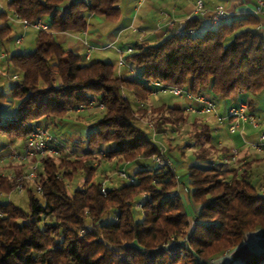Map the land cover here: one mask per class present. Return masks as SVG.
Segmentation results:
<instances>
[{
  "label": "trees",
  "instance_id": "16d2710c",
  "mask_svg": "<svg viewBox=\"0 0 264 264\" xmlns=\"http://www.w3.org/2000/svg\"><path fill=\"white\" fill-rule=\"evenodd\" d=\"M117 1L6 0L8 11L29 21L41 18L47 30L37 31L31 51L6 58L18 79L9 87L14 113L0 116L5 144L19 143L24 149L33 126L58 128L89 100L104 107L79 124L84 130L80 138L69 136L71 147L61 126L54 134L49 131V148L58 155L47 152L0 165V195L8 196L21 184L19 193L27 200V210L9 199L0 201V264H235V259L237 264H264V151L227 164L231 148L212 142L203 118L189 121V112L167 103L144 104L151 95L150 81L157 80L195 95H237L252 106L264 93V35L257 17L225 16L203 31L204 18H189L179 32L134 43L124 60L135 74L124 76L112 62L86 60L54 36L85 31L88 15L115 22ZM0 16L4 43L11 38L10 28L6 13L0 10ZM4 100L0 92V110ZM144 121L152 129L185 124L195 158L208 162L188 166L192 189L187 202L175 194L180 183L174 167L154 162L132 167L141 158L153 161L162 151L144 130ZM215 156L222 159L219 166L213 164ZM33 163L36 176L23 177ZM5 166L10 174L1 172ZM108 167L119 179L112 187L96 179ZM124 167L127 179L119 175ZM186 205H192L191 213ZM258 237L263 244L250 258L222 255Z\"/></svg>",
  "mask_w": 264,
  "mask_h": 264
},
{
  "label": "crops",
  "instance_id": "0c3cea01",
  "mask_svg": "<svg viewBox=\"0 0 264 264\" xmlns=\"http://www.w3.org/2000/svg\"><path fill=\"white\" fill-rule=\"evenodd\" d=\"M197 1L199 0H118L119 17L115 22H107L101 17L88 15L86 17L87 29L85 31L54 32V36L63 47L72 49L84 56L88 45L92 46L88 60L93 58V60L109 61L108 58L114 56L117 73L119 75L130 76L132 72L129 64L125 66L118 65V60L120 58L124 59L127 55L125 51L128 47H132L136 42L159 41L172 32L181 29L184 22L192 17L204 18L202 25L203 31L213 26V23L208 17L212 15L213 10L218 5H224L227 12L226 17L230 18L242 17L249 13L254 14V9L259 7V11L254 15L259 21L257 28L264 35V0H200L203 5V14H200L196 10ZM67 3L68 1L61 5L65 6ZM5 7L2 0H0V10L2 11ZM3 21L0 16V24H3ZM43 21L46 23L45 20ZM6 23L9 25L11 38L4 41V43H0V72H3L5 69L7 70L9 66L6 61L7 56L13 53H26L33 49L31 42H25V39L29 37L30 33L19 22H12L9 16H6ZM18 37H21L20 43L16 42ZM131 69L135 72L132 67ZM15 74L17 75V72L13 73L12 76ZM4 95L5 100L10 98L9 92L4 93ZM261 95L264 96V93ZM154 96H149V99L146 101L147 107H157L165 103L163 100H158V102L152 100L151 98ZM263 96L257 98L258 101L254 100L252 106L249 107V113L260 120L258 126L253 127L248 122H242L235 133L229 132L230 119L223 117L227 114L230 107L235 106L237 102L241 101L237 95H230L228 97H215L211 95L215 104V112L212 114H196L187 111L188 101L184 98H178L171 105L181 107L183 110L189 112V118L191 115L203 118L210 128L211 139L216 146H224L227 149L235 147L237 149L236 158L238 164L245 161L250 155L261 153L250 150L246 146V142H256L259 134L264 132ZM259 100L263 103L260 104L261 101ZM7 116L10 115H6L5 117ZM218 116L222 117L223 120H217L216 118ZM63 122L70 123V126L74 123L72 118H68ZM57 127L59 128V126ZM61 127L64 128L65 126ZM58 128H55V130ZM80 130H83V128H80ZM71 131L72 129L69 130L70 135L72 134ZM2 144L4 142H2V137H0V147ZM220 161L223 163L221 158ZM142 163H144V160L141 158L132 167L140 166ZM175 192L185 202L188 201V194L182 185H179ZM262 244L263 239L261 237L246 239L242 245L230 251L224 257L250 258L255 252L261 249ZM233 263L237 264L238 259H235Z\"/></svg>",
  "mask_w": 264,
  "mask_h": 264
},
{
  "label": "rangeland",
  "instance_id": "374dc122",
  "mask_svg": "<svg viewBox=\"0 0 264 264\" xmlns=\"http://www.w3.org/2000/svg\"><path fill=\"white\" fill-rule=\"evenodd\" d=\"M2 2L5 5L6 0H2ZM3 11L6 13L7 16H9V18L11 17L12 13H10L6 7L3 9ZM26 30L28 31V33H30V35L27 39H25V42L26 43H27V41L31 42L33 44V47H34L37 30H34L32 28H27ZM11 50H10V52H12ZM111 57L108 58V60L110 62H112L116 67V62L114 59L115 57L114 56H111ZM91 60H93V58H91ZM15 72L16 71H15L13 65H11V64L8 66L7 70L5 69L3 72L2 71L0 72V92L1 93L6 94V92H9L10 85L16 80V79L15 80L11 79L12 74ZM152 96H154V95H152ZM261 96H263V95H261ZM128 98L131 102L134 101L132 95H128ZM178 98L179 97H175V96L166 92V93H158L157 95H155L151 99L156 100L157 102H158V100H163L167 104H172ZM256 100H257V98H256ZM259 101H261V100H259ZM261 103H263V102L261 101L260 104ZM15 104H16V100L12 97H10L8 100H4L2 107H1V110H0L1 111L0 116L1 117L6 116V115L11 116L14 113ZM144 104L146 105V103H144ZM99 112H100V110L99 109L96 110V108H93V109H90L87 111L77 112L76 113L77 115L74 112L68 116V118H72V120L74 122V123H72V126L69 125L70 123H63V124L61 123L60 125L65 126V127L64 128L61 127L59 130L62 133H64L65 135H68V137L71 136V137H75V138H80V136H82V134H84V130H80L79 124L86 123V122L90 121L94 116L99 115ZM86 115L88 117H87V119L84 120L83 117L86 118ZM192 117H194V116L191 115V117L189 118V121L192 120ZM81 119L83 120V122H81L82 121ZM145 121L148 124L152 122L151 120H146V119H145ZM145 121L142 124L145 127L144 130H146L147 133L151 134L153 140L158 144L160 149L162 151H164V154L170 160L173 161L174 173L176 174V177L179 180L180 185H182L186 189V192L189 196L191 194L192 188H191V185L189 183L188 174H187L188 166H190V165L207 166L208 162L195 158L194 153H193L194 146H193V142L189 138L190 136L187 134V126L185 124H183L182 127H177L178 128L177 129V128H171L170 125H167L166 127L159 126L155 129H152V128L147 127ZM70 129H72L71 135L69 132ZM74 130H76L81 135H79V136L76 135L74 133ZM48 131H50L53 134L57 132L55 129H52V128H48ZM68 139L69 140L66 143V141H65L66 137H65V140H63V143L65 142L68 147H71L72 146V141H71L72 139L70 137ZM2 142H4V144H2V146L0 147V157L2 156L4 158V161L2 164L5 163V165H6V163H9L10 161L12 164H15L17 161L10 158L11 154H12V152L22 154V152L24 151L23 146H21L19 143H17V144L15 143L13 145L5 144L7 142L5 139L3 140V138H2ZM246 146L248 147L247 144H246ZM68 147H66L65 149L69 150ZM143 160H144V163H142L140 165H145L148 167L154 166V163H153L151 158H146ZM137 162H139V160ZM213 164H214V166H219V164H221L219 156L214 157ZM7 166H8V164H7ZM7 166H5V169H4V167H1V172H4L6 174L7 173L10 174L11 170H9L10 168L9 167L7 168ZM6 168L9 171H6ZM123 169H124V171L126 170L125 167ZM128 171H129V169H128ZM99 174H100V171H98L96 179L99 181H103V183H104L103 185L105 187H112V186L119 183V179L116 177L115 170L113 169V167H108L107 169H105L104 172L102 173V175L100 174L101 176H99ZM70 187L71 186H69V188ZM7 199L13 201L17 205H19L22 209L27 210V200H26L25 193H23V192L19 193L17 191H14V192H11L8 196L7 195L6 196L0 195V201H5ZM186 209L189 213H191L192 205L191 206L186 205ZM226 254L227 253H224L222 255L226 256Z\"/></svg>",
  "mask_w": 264,
  "mask_h": 264
},
{
  "label": "built area",
  "instance_id": "2783aa9c",
  "mask_svg": "<svg viewBox=\"0 0 264 264\" xmlns=\"http://www.w3.org/2000/svg\"><path fill=\"white\" fill-rule=\"evenodd\" d=\"M196 10L203 14V5L202 2L199 0L196 2ZM3 11V9H2ZM259 11V7H256L253 11L254 14H256ZM11 13V11L9 10ZM226 9L224 5H218L211 15V22L213 24L219 23L225 16H226ZM10 21H17L19 24L23 26V28H32L34 30H47V24L43 21L41 18H37L34 21H29L24 18L19 17L18 15H15L12 13L10 17ZM180 29L176 30V32H179ZM17 43L21 42V37H18L16 39ZM90 45H88V49L85 52V58L86 60L89 59ZM133 52V47H128L125 51L126 54H130ZM127 63L123 58H120L118 60L119 66H125ZM130 70L132 74H135L134 71H132L131 67ZM17 75L15 74L12 76V79H16ZM138 79L145 80L144 77L138 76ZM149 86L151 88L150 94L151 95H157L158 93H169L175 97L184 98L188 101V105L186 107V110L189 112H193L196 114H212L215 112V104L214 99L211 96H206L205 94H193L190 90L181 88L178 86L168 85L161 83L157 80L150 81ZM139 102V101H137ZM140 105H142L141 102H139ZM104 105L100 102H96L94 100H89L85 103L79 104L75 112H81L85 110H90L93 108H99L103 109ZM223 118L230 119V125H229V132L235 133L240 124L242 122H248L253 127H257L260 123L259 118L255 117L254 115L249 113V107L245 102H237L235 106H232L228 109L227 114ZM222 117H217L216 119L221 121L223 120ZM53 139L52 134L46 129L43 128L40 125H35L32 127L29 136L26 140L23 154L12 152L11 157L13 160H16L17 162L26 161L27 159L33 157V156H41L43 154H46L47 152H51L54 155H58V150L56 148H49V143ZM248 145V148L255 152H262L264 150V132L259 134L258 140L256 142H246ZM231 157L230 160H224L227 164L230 162L235 161L236 155H237V149L235 147L230 149ZM4 158L0 157V165L3 163ZM153 162L161 168H170L173 169V162L168 157L164 156L163 151H160L158 154L153 155ZM119 175L122 178L127 179L126 172L124 170L119 172ZM36 176V163H33L30 165V170L25 174L27 179H32ZM22 176L19 178L21 179ZM21 184H18L17 191H21ZM35 190L37 193L41 191L39 186L35 187ZM102 192L105 193V190L102 189ZM176 194V192H175ZM212 261H210L211 263Z\"/></svg>",
  "mask_w": 264,
  "mask_h": 264
}]
</instances>
